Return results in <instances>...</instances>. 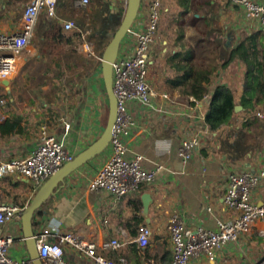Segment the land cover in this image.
Wrapping results in <instances>:
<instances>
[{
	"label": "crops",
	"instance_id": "obj_1",
	"mask_svg": "<svg viewBox=\"0 0 264 264\" xmlns=\"http://www.w3.org/2000/svg\"><path fill=\"white\" fill-rule=\"evenodd\" d=\"M76 1L58 0L59 18L54 20L62 24L74 20L73 30L79 31L81 38L74 44H64L60 52H53L45 43L46 26L53 18L42 12L33 38L20 55L16 72L6 82L0 80V99L6 100L0 104V160L28 156L38 145L44 125L51 134L63 139L74 157L104 131L102 113L106 107L93 88L103 80L102 67H97L90 51L95 46L98 54L104 52L122 20L127 0H89L87 5H77ZM18 2L23 7L15 12ZM29 2L0 0V33L19 31L23 9ZM150 2L142 0L132 32L145 27ZM120 6L124 8L123 14ZM252 34H258L256 41L264 43V33L257 21L232 0H163L148 80L158 93H168L169 99L158 96L156 109L132 103L130 111L135 125L126 140L129 158L142 155L145 168L160 166L155 180L142 183L137 192L119 199L105 189H90L99 168L112 156L109 145L60 182L41 206L43 215L36 218L34 230L39 227V219L48 224L55 218L64 231L95 242L98 251L110 257L120 252L129 264H171L173 243L168 224L173 215H179L194 229H216L218 219L236 217L237 213L224 203L228 175L264 170V107L246 109L241 104L246 66L241 61L220 66L216 51L220 48L216 43L220 42L228 51ZM127 36L130 34L125 41ZM177 53L181 55L176 56ZM191 54L192 61L187 59ZM214 59L218 67L208 84L210 94L198 100L188 92L186 82H180L184 75L181 64L188 61L208 65L209 61L214 64ZM218 85L229 87L241 108L235 110L229 123L213 130L206 121V113ZM194 134L200 135L201 146L190 161H184L178 149L184 138ZM37 190L35 182L18 173L0 175V205L26 207ZM145 193L152 199L147 214ZM252 197L264 204V181L255 187ZM141 217L151 229L150 243L144 249L135 240ZM1 231L14 236L10 247L14 257H30L22 220L15 218ZM110 238L123 242V249H102L101 243ZM65 256L76 264H91L70 247H66ZM190 264H264V220L256 221L250 232L220 249L216 261L209 262L201 255Z\"/></svg>",
	"mask_w": 264,
	"mask_h": 264
},
{
	"label": "built area",
	"instance_id": "obj_2",
	"mask_svg": "<svg viewBox=\"0 0 264 264\" xmlns=\"http://www.w3.org/2000/svg\"><path fill=\"white\" fill-rule=\"evenodd\" d=\"M232 1L241 4L264 32V1ZM88 3L89 0L76 1L77 5ZM162 5L163 0H151L145 27L136 32H132L130 28L127 33L130 37L127 36V40L122 41L113 64V90L117 98L118 113L110 141L112 156L99 168L90 182V189H105L118 199L137 192L142 183L154 181L160 169V166L145 168L142 165V155L129 158L126 140L135 125L130 111L132 103L156 109L158 96L169 99L168 93H158L148 80L157 44ZM43 11L53 19L59 18L58 0H31L23 9L19 31L0 33V80H6L16 72L20 55L33 38L37 20ZM63 27L65 31H70L76 27V23L74 20H67L63 22ZM5 102V99H0V104ZM200 146L199 134L186 137L178 149L179 156L184 161H190L194 151ZM73 158L74 155L66 148L63 139L51 134L44 125L38 145L28 156L0 160V175L18 173L35 182L39 188ZM262 181L264 170L236 171L228 175L224 203L237 214L231 220L218 219L216 229L203 226L194 229L187 226L179 215H173L168 224L173 243L171 264H190L201 255H205L209 262H214L220 249L237 241L242 234L250 232L256 221L264 220V204H258L252 197L253 190ZM24 208L20 205H0V264H34L30 257H14L10 253L14 236L1 231L4 225L15 218L22 220L21 212ZM43 221L39 219L35 238L44 264H76L66 258V247H70L80 257L88 258L91 264H129L123 253L118 252V258L115 259L98 251L95 242L85 240L78 233L64 231L58 219L51 218L48 224ZM150 236V227L146 223L141 224L135 239L140 248L148 246ZM101 247L105 250H121L124 243L118 238H110L103 241Z\"/></svg>",
	"mask_w": 264,
	"mask_h": 264
},
{
	"label": "trees",
	"instance_id": "obj_3",
	"mask_svg": "<svg viewBox=\"0 0 264 264\" xmlns=\"http://www.w3.org/2000/svg\"><path fill=\"white\" fill-rule=\"evenodd\" d=\"M119 10L120 13L123 14L124 8L120 6ZM45 34V43L50 45L53 52H60L64 44H74L78 38H81V33L79 31H65L63 24L54 19L48 21ZM258 34L262 33L258 32ZM258 34L247 36L228 51H224L220 42L216 43V47L220 48L216 50L220 60V66L226 67L233 61H241L246 66L244 90L241 98V104L246 109H257L258 106L260 108L264 107V43L262 40L261 42L256 41ZM102 54L103 52L99 53L100 56H102ZM179 55L181 54H176V56ZM192 56L193 54L187 57V59ZM225 57L226 59H224ZM185 63L187 65H185ZM185 63L181 64L183 66L184 75L180 82H186L188 92L192 93L196 99L200 100L210 94L208 84L212 81L218 63H216L215 59L214 64L210 62L208 65H199L196 63L188 64V61ZM178 65L177 67L181 69L182 66ZM235 106L236 100L233 91L226 85H218L211 94V102L206 113L208 125L213 130H217L224 124L229 123L235 114ZM140 204H142L141 200ZM41 209L42 208L34 214V227L37 224L36 218L43 215V210ZM140 222H142L141 224L145 223L144 217L139 219L138 224ZM118 255L113 258H118Z\"/></svg>",
	"mask_w": 264,
	"mask_h": 264
},
{
	"label": "water",
	"instance_id": "obj_4",
	"mask_svg": "<svg viewBox=\"0 0 264 264\" xmlns=\"http://www.w3.org/2000/svg\"><path fill=\"white\" fill-rule=\"evenodd\" d=\"M141 3L142 0H127V7L122 16V20L102 55V75L108 95V115L104 131L94 143L78 153L71 161L66 162L58 171L44 181L38 188L32 201L21 212L22 229L28 243L30 258L34 264H44L40 258L35 238L33 223L35 212H37L44 202L50 198L60 182H62L71 171L94 158L110 145L118 113L117 98L113 90V64L118 57L122 41L136 20ZM6 81L7 80H5V82ZM239 108H241L240 105L235 106V110H238ZM151 200L150 194L145 193L143 195L144 212L146 214Z\"/></svg>",
	"mask_w": 264,
	"mask_h": 264
},
{
	"label": "rangeland",
	"instance_id": "obj_5",
	"mask_svg": "<svg viewBox=\"0 0 264 264\" xmlns=\"http://www.w3.org/2000/svg\"><path fill=\"white\" fill-rule=\"evenodd\" d=\"M110 6H111V2H110ZM23 7V3L22 2H18L17 3V6H14V11L17 12L19 9H21ZM196 9V7H192V10ZM45 12V11H43ZM93 38V37H92ZM92 40V39H91ZM95 40V39H94ZM94 40L92 42H94ZM87 41V40H86ZM125 44V43H124ZM90 52H93L92 54V58L94 59L95 61V64L97 65V67H100L101 68V63H100V58L102 56H100L97 51H96V47L95 46H92L91 47V51ZM200 60V58H199ZM211 61H209L210 63ZM102 69V68H101ZM103 77V75H102ZM94 90L96 91L97 95H98V100L103 103L106 107V111L102 113V121L104 122V127L106 125V122H107V106L108 104L106 103V92H105V84H104V81H100V82H96L93 86ZM74 102V101H73ZM50 201V200H49ZM44 224H47V221L44 220L43 221Z\"/></svg>",
	"mask_w": 264,
	"mask_h": 264
}]
</instances>
